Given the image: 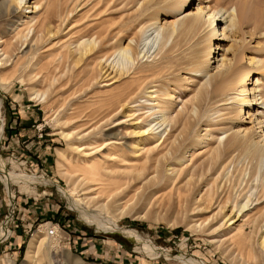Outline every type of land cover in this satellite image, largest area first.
Returning a JSON list of instances; mask_svg holds the SVG:
<instances>
[{"label": "rangeland", "instance_id": "1", "mask_svg": "<svg viewBox=\"0 0 264 264\" xmlns=\"http://www.w3.org/2000/svg\"><path fill=\"white\" fill-rule=\"evenodd\" d=\"M7 1L0 0V48L8 55L0 56V163L7 171L5 178L0 175V226L8 217L10 233L0 240V264H187L182 257L206 264H264V254L257 245L264 219L257 220L255 214L264 210V197L259 199L257 210L238 215L235 211L248 196L254 199L263 186L264 156L252 161L256 165L253 168L234 152L226 154L217 168L210 167L216 136L231 134L239 124L249 129L254 141L264 144L256 120V116L264 115V103L256 106L252 100L242 105L239 101L245 94L239 90L248 70L246 99H252L256 90L264 93V28L254 25L264 20V0H251L247 17L242 16L236 29L232 28L235 36H218L220 30L211 36L210 28L201 22L199 29L183 40L178 36L173 41L174 34L168 40L159 39L152 48L144 40L145 31L154 27L151 12L159 9L157 22L162 23L164 18L171 21L182 17L178 12L167 15L164 7L172 0H67L64 10V0H30L38 3V8L13 7V13L6 11ZM235 2L188 0L191 11H196L198 3L205 8L219 3L230 11ZM28 10L35 13H24ZM27 15L36 20L30 29L25 23L19 24ZM48 22L54 35L45 34L41 27ZM221 26L217 24L219 29ZM88 38L95 40L97 56L85 55L74 65L72 56L78 55L80 41ZM172 42L174 50L164 52ZM207 42L212 44L207 66L211 74L225 69L217 68L222 57L227 64L237 65L236 72L244 73L223 81L221 94L203 102L199 119L171 130L161 153L167 158L159 155L163 161L160 166L146 161L145 157L152 156L159 146L156 135L166 125L159 127L157 123L162 115L148 98L149 87L161 89L156 92L158 96L170 89L176 97L173 110H180L196 85L204 82L205 78L200 79L203 75L191 72L189 60L202 55ZM127 44L132 52H120ZM167 60L173 61L172 66ZM140 65L157 71L171 68L156 72L153 83L150 76L132 102L123 104L119 90L139 77V72H131L139 71ZM121 68L127 71L125 77L110 79ZM195 111L196 107L190 106L186 114L195 116ZM147 127L151 135L134 154L133 144L140 136L133 131ZM166 133L169 124L162 136ZM78 145L86 148L79 150ZM173 148L180 153L175 154ZM190 149L194 155L180 165L178 159ZM120 158L126 165H144L142 174L138 178L131 173L114 178L108 191L105 188L95 194L105 169L129 172L116 168ZM8 172L14 180L37 175L54 183L6 186ZM64 189L91 212L134 230L158 254H147L133 236L97 230L82 221L62 196ZM229 214L235 216L232 224L223 218ZM50 225L56 226L53 235L48 234ZM39 236H44L43 241ZM30 242L35 246L33 258L28 260ZM252 245L257 257L248 256Z\"/></svg>", "mask_w": 264, "mask_h": 264}, {"label": "bare ground", "instance_id": "2", "mask_svg": "<svg viewBox=\"0 0 264 264\" xmlns=\"http://www.w3.org/2000/svg\"><path fill=\"white\" fill-rule=\"evenodd\" d=\"M60 1H62V0H60ZM129 2H130V0L127 1V3H129ZM251 3H252L251 0H236L235 7L233 9H231L230 11H228L226 9L227 7L225 8L223 6H219L218 5L219 3L214 7H211V6L208 7L207 6L206 8L202 7V5L200 3H198L196 11H191V9H189L191 4H188V0H172L171 2L167 3L164 7V9L167 11V15H169L170 13H173V12H178V14L182 15V17L179 19L177 18L175 20L172 19L171 21H168L167 18H164V22L162 23L161 21L157 22L159 20L160 10L157 9L154 12H151L152 16H150V15L149 16L152 17L155 20V22H154V27L152 29L149 28L148 30L145 31V39H144L146 41L145 44H148L152 48V46L155 44V42L158 41L159 39L168 40L174 34L175 35H174L173 41L178 36L181 38V40H183L185 38V36L188 35L189 33L196 32L199 29L201 22L210 28L209 34L211 36L216 35V33L219 32V30H220V32L218 33V36H223L226 38L232 37L236 33L235 27L239 24L242 16H243V18L247 17V14L249 13V10H250ZM5 5H6V11L8 13L14 12L13 7L14 8H26V9L28 7H31V8L34 7V9L38 8V3H35V2L30 3V0H8L5 3ZM61 6H62L61 7L62 10H64L67 6V0H64L62 2ZM24 13H31L32 14V13H35V10L34 11L28 10ZM253 13H255V12H253ZM34 19L35 18L32 15L31 16L30 15L22 16L21 22L19 24L25 23L27 25V28L30 29L31 26L36 24V20H34ZM33 21H34V23H33ZM217 24L222 25L220 29L217 27ZM18 25L13 28V31L15 29H17ZM254 25L257 27L259 26L260 28H264V20L262 22L256 21L254 23ZM41 27L43 28V31L45 32V34H52V35L55 34L52 31L49 22L45 25L41 24ZM232 28H235V29L232 30ZM100 34H101L100 32L95 34L96 38L99 37ZM103 36L105 38L106 35H103ZM103 36H102V39H104ZM24 37H26V35H24ZM90 38L84 40L83 42L80 41L81 42L80 44L82 46H80L78 44L79 45L78 55L72 56V62L74 65H77L80 62H82L84 60L85 55H88V54L92 55L95 53V40L92 42V39L90 40ZM173 45L174 44L172 42V44L169 47H167L164 52H171V50H174V49H172L174 47ZM217 46H218V44H217ZM132 50H133V48L131 46H129V44H127L125 47H120V52L122 51L124 54H127L130 51L132 52ZM0 51H1L0 56L4 55V58L8 57V55H6L7 53L3 50V48H0ZM211 51H212V44H211V42H207L204 46V53L202 55L200 54L198 56H193V58L191 60H189V62H190L189 65L191 66L190 67L191 72H193L195 74L199 73V75H203L200 77V79H204V78L205 79H204V82L200 83L199 86H198V84L196 85L195 90L193 89L192 97L190 99H188L187 101H185V103L183 104V107L180 110H178V111L173 110V106L175 105V102H176L175 101L176 97L173 96V93L170 91V89L167 88L166 90H164L162 96L161 95L158 96V94H156V92L158 90H161V89H154V85L149 87V90L147 91L148 98L155 102V105H156L155 107L157 108V111L160 112L162 115V119L160 121H158L157 123H159V127L163 126L165 123H166V125L162 128V132L160 134L156 135V139H155V141L157 142L156 145H159V146L157 147L156 150H154L152 152V154H153L152 156H146L145 157L146 161L152 160V162H158L157 164H158V166H160V164H162L163 161H161V158L159 157V155L164 150L165 142L171 137V133H172L171 130L180 124L190 125L191 119H199L198 115H199V112L203 106V102L210 100L213 96H217V95L221 94L222 90H224V86H222L223 81H226L232 75H234V77H241V74L244 73L243 71H241V73L236 72V68H237L236 66L237 65L234 66V64L233 65L227 64V62H225L223 57H222L220 60H217V64L220 63L217 66V68L223 66L225 69L223 71H221L219 69L217 74H211L209 72V70H207V66L210 62ZM147 52H149V51L147 50L146 53ZM164 52H163V55H164ZM167 55H169V54L167 53ZM170 55H171V53H170ZM96 56H97V54H96ZM171 57H169V58H171ZM173 57H175V56H173ZM171 61L170 62L168 61L167 63L170 64ZM229 63H230V60H229ZM0 65H1V63H0ZM170 65L172 66V63ZM165 67L157 71V70H155L154 67L150 68V69H147V68L144 69V66L140 65L139 71L138 70L136 71V69L133 70L131 72V74L135 75L136 73L139 72V77L133 78V80L131 79L132 80L131 83L128 82L129 83L128 85L123 87V89L119 90V95H120L119 98L121 99L120 102H123V104L124 103L128 104V103L132 102V99H133L135 92L137 90H140L141 87L143 86V84H145V82H147L149 80H150L149 81L150 83L155 82L156 79L154 77L152 78V76H154L156 74V72L161 73V71L166 70V68H168L167 70H169L171 68L170 66H168L166 68ZM107 70H108V68L105 70L104 73H106ZM147 71L149 72V74L148 75L144 74ZM126 72L127 71H123V68H121L120 70L119 69L115 70L114 75L110 79H115V81H120L122 76L125 77L124 74L126 75ZM250 72L251 71L248 70L246 72V74L244 75L246 78V81H244L245 84L239 90L240 91L239 93L244 92L245 94L240 95L241 97H240L239 101L242 102V105H245V104H249L250 101L254 100V102L252 101V105H256V106L262 105L264 103L263 91L256 90V94L252 95V99H250V100L246 99L247 98V90H248L246 87V85H247L246 82H247V80H249ZM110 73H112V70L108 74H106V76H109ZM150 76H151V78L149 80H147ZM123 77H122V79H123ZM233 79H232V81L235 82L234 84L236 85L237 82L234 81ZM229 80L231 81V79H229ZM233 82H231V83H233ZM234 84H231V85H234ZM186 89H188V88H186ZM250 89L254 90V86L251 87ZM190 106L196 107L195 116H193L192 114H186V112ZM242 110H243V108L241 107L240 111L242 112ZM173 112H175L174 116L172 115ZM247 114L249 115V116H247V118L250 119L251 114H249V111H247ZM237 115L239 116V112L237 113ZM139 119H140V115H139ZM183 119H185L184 122H182ZM256 120H257V124H259L260 125L259 127L261 128V130H260L261 134L259 135V137H263V140H264V115L256 116ZM168 124H169V133H166L165 136H162L163 133L166 131V126ZM241 126H242L241 124L237 125V127H236L237 129L229 135H226L223 137L222 136L220 137L218 135L216 136V138L214 139V143H216L217 145L214 148H211V151H210L211 152V154H210L211 166L210 167L212 169L213 168L215 169L218 167V165L224 159V156L226 154L230 155L234 152H237L236 156H242L243 160L247 159L248 160L247 164H250L251 167H253V168L256 165L253 164L252 161L254 160L255 162L256 161L258 162V160L263 158V156H264V144H260V142L254 141L253 136L249 132V129L248 128H241ZM135 128H139V127H135ZM228 129L229 130L232 129L231 126ZM148 130H149V128L147 127L146 129L144 128L142 130L140 129L138 131H136V130L133 131V133L140 136L138 138V140L133 144L134 154L139 152V147H140L139 145L142 142H144L145 140L147 141V138L151 135V133L149 134ZM227 130H225L223 132H226ZM67 135L69 136V134H67ZM0 136H1V130H0ZM108 144H110V142H108L107 145ZM102 147H104V146H102ZM76 148H78L79 150H84L86 147H82V146L78 145V146H76ZM174 148H176V147H174ZM174 148H173V150H175L174 151V153L176 152L175 154L180 153L178 151V149H174ZM179 148H180V146H179ZM191 150L192 149L188 150L186 152L187 154L182 155L178 159V162L180 163V165H183L186 162L185 158L192 156L193 152H191ZM171 154H173V152ZM137 155H139V154H137ZM119 156H120V154H119ZM161 156H162V154H161ZM162 157L164 158L163 160H166V158H167L164 154ZM124 158H120L121 161L119 160V162L116 163L117 164L116 168L117 167H118V169L119 168H125V170L128 169L129 172H125V171L117 172V171H114L111 169H105L106 171L102 175L103 177L99 176V178H98V183L96 184V186H98V185H100V186H98L97 188H94L95 194H99L101 191L106 190V189L108 191V189H109L108 186L113 185V184L112 185H110V184L114 180V178H116V179L121 178L124 175H128L130 173H131V176L133 178H138L142 174V171L145 168L144 165L139 166V164H136V163L132 164V165L123 164L122 161L125 160ZM158 168L159 167H157V169ZM6 174H7V171L5 170L3 164L1 166V163H0V175H1V177L5 178ZM10 176L11 175H9V172H8V179H6V181L4 180V183L6 186L8 184L11 185V184H16V183H27V184L33 183V182H39L42 184L54 183V181L52 179H44V178L42 179V178H40V176H37V175L33 178H30V179L24 178L21 180H14V178H11ZM9 178L13 179V180H10ZM11 181H13V182H11ZM117 188H113V189H117ZM111 189H110V191H111ZM6 190H7V187H6ZM87 191H85V192H87ZM61 194L66 199L69 207L72 210L77 212V214L79 215V217L82 221H84L88 224H92L97 230H102L105 232L118 231V232H122V234L124 233V234H127L128 236H133L137 241H140L141 248L147 254H149L150 256H154V255L158 254V251L154 247L147 245L143 241V239L141 240V237L137 233H135L134 230L129 229V228L120 227L116 223V221L104 219L101 217V215H98L94 211L91 212L92 209H91V211L86 209L76 199H74L73 194L70 191H67L64 189V190H62ZM111 194H109V196ZM255 196L256 197H254V199H252V198H250V196H248L247 200L238 206L237 210H235L236 212H238L237 215L240 212L246 211L248 209H256L255 208L256 205L258 203H260L259 199L264 197V184L261 187V189L256 192ZM79 201H81V200L79 199ZM253 201H256V202L253 204ZM252 204L254 206L249 208ZM234 207H236V205H234ZM232 212H233V209L231 210L230 213H232ZM255 214H257V220L264 219V210L263 209L257 210V212ZM234 215H235V213H234ZM234 215H231V214L224 215L223 218L227 217L226 222H229V224H232L234 222V217H235ZM8 224H9V221H8V217H7V220H5L0 226V240H2L3 238H5L9 235L10 232H9ZM257 224H258V221H257ZM256 227H257V225L255 226V228ZM39 237L40 238L42 237L41 241H43L44 236H39ZM40 238H38V240ZM257 245H258V249L260 248V250L264 254V229H263V233L260 235V238H259ZM34 246H35V243L30 242L29 248H28V251L26 254V257L28 260L33 258L32 253H33ZM38 251H39V247H37V252ZM250 255H251V257H257L258 256V251L256 248H254L253 245L250 246V248H249L248 256H250ZM182 258L184 261H186L187 264H206V263L199 261L197 259H194V258H184V257H182Z\"/></svg>", "mask_w": 264, "mask_h": 264}, {"label": "built area", "instance_id": "3", "mask_svg": "<svg viewBox=\"0 0 264 264\" xmlns=\"http://www.w3.org/2000/svg\"><path fill=\"white\" fill-rule=\"evenodd\" d=\"M56 226L55 225H50L48 229V234L53 235L55 233Z\"/></svg>", "mask_w": 264, "mask_h": 264}]
</instances>
